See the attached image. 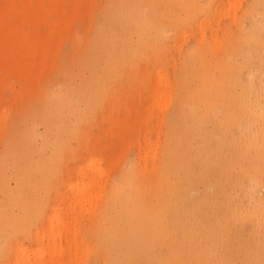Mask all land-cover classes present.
I'll return each instance as SVG.
<instances>
[{"label":"rangeland","instance_id":"rangeland-1","mask_svg":"<svg viewBox=\"0 0 264 264\" xmlns=\"http://www.w3.org/2000/svg\"><path fill=\"white\" fill-rule=\"evenodd\" d=\"M263 34L264 0H0V264H130L172 249L161 210L146 216L130 196L140 187L150 198L167 151H198L196 134L176 149L191 123L186 95L209 82L223 91L236 68L246 79L233 135L206 144L245 151L247 167L223 162L217 174L232 152L208 164L216 175L197 162L207 178L169 165V186L195 183L164 211L178 223L180 263L200 252L195 264H264V45L243 46ZM214 125L202 122L205 133Z\"/></svg>","mask_w":264,"mask_h":264},{"label":"bare ground","instance_id":"bare-ground-1","mask_svg":"<svg viewBox=\"0 0 264 264\" xmlns=\"http://www.w3.org/2000/svg\"><path fill=\"white\" fill-rule=\"evenodd\" d=\"M160 15H163V14H160ZM251 37H252V35L250 37L245 38V42H244L243 46L247 45L249 47H255V46L261 45V47H262L264 45V34L262 36L256 35L255 39L251 38ZM260 37H263V39H260ZM252 40H254V41H252ZM250 41H251V43H249ZM114 56L116 57L115 50H113L111 58H113ZM251 56L254 58L260 57V55L257 54V51H256V53H252ZM235 70L236 71H234L233 75L237 76L238 80L234 81V83H231L230 86H225L223 91L215 93L210 88L211 82H209V83H206L205 85H202V84L195 85V90L191 91V93L189 95H186L185 100L188 101L189 108L185 107L184 111H186V112L184 113V118L187 120H190L191 123L189 125L187 123H185V124H187L186 126H188V127H186L187 130L185 129V134L184 133L182 134V132L180 131L181 129H179V131H177L178 136L176 138V140H177L176 149H177V147L179 148V144L182 141L188 140V143H189V140H191V138H196L195 137V134H196L197 138H200L203 141V143H201L202 145L197 146L199 148V149L196 148V149H198V151L196 150L197 153H195L196 151L193 150L194 151V154H193L192 149H190V151H192V152L189 151V146H191V144L187 145V142L185 143V145H187L188 147L187 146L185 147V149L187 148V150H186V153H184L183 155H179L177 150H175L177 153L176 152L171 153V151H167V153H165L162 168L160 170V173H162V182L159 184V187L153 191V193L150 195V198L149 199L147 198V196H149V195H147L148 194L147 191L141 192L140 187H137V189H136L137 191L133 194V196L132 195L130 196L133 198V201L136 202V210L142 214H145L146 216L150 215L149 214L150 212L153 213L155 210H161V214H160L161 232H163V234L165 233L163 238H162L164 240L163 243H166V242H168L170 244L172 243V247H173L172 249L166 250L164 245L161 244L158 246V249L160 251V254L158 257H151L149 255H143L140 259L133 258L131 261H129L130 264H182L179 262L180 255L182 253L181 248L179 247L180 246L179 237L175 236L176 238L171 239V237L173 235L170 233L171 226L174 225V227H175V225H177L178 223H177V221L174 222L172 215H168L167 213H165L164 208L166 207V211L172 212V208H175V203L173 204V202L176 199H179V197L186 191L187 187H189V186L193 185V183H195V182H193V180H194L193 178H195V177L194 176H193V178L190 177V179L192 178L191 179L192 183H190L191 180L187 179L185 184L182 185V184L176 183L177 185L175 187H171L168 185L169 184L168 183L169 182V175H167L165 173L166 167L175 166V165L179 164L180 168H182L184 171L186 170L187 173L191 172V176L192 175L196 176V173L194 174V172H198L196 169H199V171H200V169L202 168V167H200V165L203 166V163H204V165H206V166H205V168H202V169L205 170L207 168L208 164L211 165L212 162L214 164V161L216 160L217 156H219V155H217V153L218 154L222 153L221 158H223L224 153H225V155L227 153H228V155H231L233 153L234 155L232 154L233 156L232 155L229 156V157H232L229 159L230 160L233 159L234 161L236 159V161L233 163L232 160H231L232 161L231 162L229 159H227V160L221 159V164L216 162L214 165L212 164L213 166L211 165L212 168L216 167V166L218 167L219 164L222 165L225 163L227 166L226 169L229 168L230 170L229 169L228 170L231 172H232V170H235L237 167L239 169H241V171L244 172L245 168L247 167V165L245 163L242 164L244 162L243 159L245 158L244 157L245 155L243 156L245 151L240 149L239 151H237L235 153V151L233 152V151L229 150V152H228V150H226L224 152V150H223V152H224L223 153L220 150L221 151V153H220L219 150L217 151L218 148H214L216 146L212 145L213 146L212 147L211 145L210 146L208 145L209 143L206 144L208 139L211 140V138H213V136L219 135V136H221L220 138H222V139L223 138L229 139V137L231 135H233V130L231 128L232 127V120L234 118V112H233L234 106L233 105L236 103V97L234 96L233 92L237 89L238 86L243 84L242 79H246V73H244L245 71H243V73H242V71L239 68H236ZM199 72L202 73L203 71L199 70L196 73H199ZM94 83L97 87L101 86V88L103 89L107 84V79L101 78V82H100V81H98L97 78H95ZM187 91H188V89H186V92ZM216 105L221 106L222 109H218ZM201 108L210 110L215 115H213L211 113H209V114L201 113L200 112ZM204 117H206V119ZM184 118L181 117L180 120H185ZM204 121H205V123L206 122L211 123V125H213V123H215L214 126L217 128L216 132L215 131L212 132L215 129V127H214V129H212V131H209L207 129V132L205 133L203 128H202V122H204ZM192 124L195 126L194 127L195 129H197L198 128L197 125H199V129L196 131L194 129H192L193 128V126H191ZM216 124L220 127H217ZM219 128L221 129L220 131H219ZM203 133L205 134L204 136L202 135ZM185 135H187L188 138ZM174 136L176 137V135H174ZM183 137H184V139H182ZM222 139H220V140H222ZM211 142H212V140H211ZM193 149H195V148H193ZM187 151H189V153ZM240 151H242V152H240ZM180 152L182 153V151H180ZM238 152H240V153H238ZM190 153L193 155H191ZM241 153H243V154L241 155ZM236 154H238L239 156ZM186 155H188V156H186ZM234 156H236V157H234ZM175 157H177V158H175ZM185 157H186V159H185ZM227 157H228L227 155L224 156V158H227ZM237 157H239L240 161L243 160L242 163L239 162ZM242 157H243V159H242ZM200 159H203L205 161L200 160ZM199 160L201 161V164H200ZM198 161L200 164L199 167H198V163H197ZM202 161H203V163H202ZM205 162H206V164H205ZM236 162L237 163L239 162L238 165H236L237 164ZM240 163H241V166H240L241 168L239 167ZM195 164H197L198 168L195 167V169H193V167L196 166ZM234 164H235V166H234ZM231 165H232V167L233 166L234 167L237 166V167L232 169ZM262 165H264V164H262ZM222 166H223L222 167L223 169L220 167V169H222L221 171H220V169L218 170L219 167L217 168V170H216L217 174L220 172L222 174V171L225 170V167H224L225 165H222ZM208 168L210 169L209 166H208ZM208 168L206 169L207 172L205 171L206 173H208V170H209ZM202 169H201V174H200L201 177L203 174L206 176V174L202 172ZM213 169H210V171L212 172ZM211 172L209 173V175H211L212 173L216 175V172L215 173L214 172L211 173ZM231 172H230V174H231ZM237 172H238V170H237ZM225 173H228V171L225 170ZM232 174L230 175L231 177H229V175L227 177H229L230 179L233 178L235 173L233 174V176H232ZM197 175H198V173H197ZM209 175L206 176V178L209 177ZM205 176H203V178H205ZM226 178H224V179H226ZM229 178L227 180H229ZM233 179L236 180V178H233ZM225 182H223V183H225ZM164 183L166 184V187L163 186ZM173 183H175V181H173ZM173 183H171V184H173ZM29 186H30L31 190L28 193V198H29V200H34L35 199V193H34L35 188L31 183H29ZM144 189H146V188H144ZM128 190H129V188H128ZM179 193H180V196L177 197V195ZM121 196L127 197L126 199L130 198L127 192L123 193ZM144 196H146V197H144ZM123 205H126V203L120 204L121 208L120 207L119 208L122 209L121 212H123L124 209H128V206L123 207ZM117 209H118V205L115 202V212L117 211ZM111 210H113L111 208V206L106 208V211L104 214L105 218H107L109 216V213L111 212ZM124 224H126L125 220H122V224H120V222L115 223L116 234L121 231V229H122L121 225H124ZM119 234H120L119 236H120L121 240L119 241V243H117L116 236H115V240H114V248L115 249H117L121 245V243L125 240V238L127 237V235L123 232H121ZM128 239H129V237H128ZM153 248L157 249V245H154ZM132 249L133 248H131L130 246L125 249L128 256H130L132 254V251H133ZM195 255L196 256L202 255V256L197 257V259H194V261H192V260L186 261L183 264H195V262L196 263H202L206 257L204 254H201L200 252L196 253ZM207 264H211V263L207 262Z\"/></svg>","mask_w":264,"mask_h":264}]
</instances>
